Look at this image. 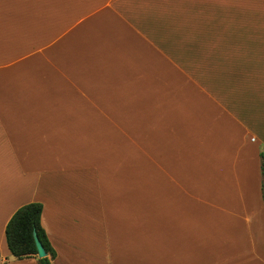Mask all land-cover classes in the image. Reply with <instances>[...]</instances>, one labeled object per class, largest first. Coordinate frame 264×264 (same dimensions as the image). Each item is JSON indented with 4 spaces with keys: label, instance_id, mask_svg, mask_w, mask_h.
<instances>
[{
    "label": "crops",
    "instance_id": "0c3cea01",
    "mask_svg": "<svg viewBox=\"0 0 264 264\" xmlns=\"http://www.w3.org/2000/svg\"><path fill=\"white\" fill-rule=\"evenodd\" d=\"M263 151L264 0H0V264H264Z\"/></svg>",
    "mask_w": 264,
    "mask_h": 264
},
{
    "label": "trees",
    "instance_id": "16d2710c",
    "mask_svg": "<svg viewBox=\"0 0 264 264\" xmlns=\"http://www.w3.org/2000/svg\"><path fill=\"white\" fill-rule=\"evenodd\" d=\"M261 169L263 176L264 194V151L261 153ZM43 205L41 203H30L21 207L11 218L6 227V241L13 257L17 259L37 258L38 264H52L56 253L42 226ZM37 232L47 256L38 257V248L34 238Z\"/></svg>",
    "mask_w": 264,
    "mask_h": 264
},
{
    "label": "water",
    "instance_id": "95a60500",
    "mask_svg": "<svg viewBox=\"0 0 264 264\" xmlns=\"http://www.w3.org/2000/svg\"><path fill=\"white\" fill-rule=\"evenodd\" d=\"M34 238H35V241H36V245H37V248H38V257L39 258H44L47 256V253L41 243V241L39 240V237L37 235V232H34Z\"/></svg>",
    "mask_w": 264,
    "mask_h": 264
}]
</instances>
